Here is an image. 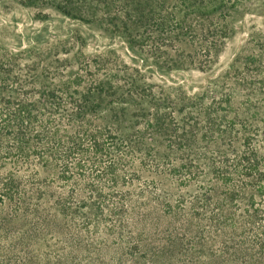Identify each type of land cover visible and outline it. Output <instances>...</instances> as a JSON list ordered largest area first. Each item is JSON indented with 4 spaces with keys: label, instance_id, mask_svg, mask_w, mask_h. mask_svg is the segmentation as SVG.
<instances>
[{
    "label": "rangeland",
    "instance_id": "1",
    "mask_svg": "<svg viewBox=\"0 0 264 264\" xmlns=\"http://www.w3.org/2000/svg\"><path fill=\"white\" fill-rule=\"evenodd\" d=\"M86 3L0 0V87L7 84L3 95L13 98L0 104V121L12 119L20 78H34L28 91L65 82L77 97L92 96V110L104 116L95 118L99 125L139 140L118 169V179L132 184L118 188L132 191L127 210H149L154 220L159 202L169 210L181 198L213 194V183L224 189L247 180L244 167L227 168L225 159L249 147L264 154V0H90L103 9ZM216 167L233 180L217 179ZM10 168L6 163L0 174ZM193 210L213 215L200 203ZM261 228L253 227V240L264 238ZM32 248L35 260L45 259L44 241Z\"/></svg>",
    "mask_w": 264,
    "mask_h": 264
},
{
    "label": "trees",
    "instance_id": "2",
    "mask_svg": "<svg viewBox=\"0 0 264 264\" xmlns=\"http://www.w3.org/2000/svg\"><path fill=\"white\" fill-rule=\"evenodd\" d=\"M208 36L207 45H216ZM33 80H17L12 119L0 121V169L11 167L0 174V264H264V238L256 234L253 240L251 232L264 227L263 153L249 147L244 155L226 158L227 168H245L247 180L224 189L213 183L207 186L213 194L181 198L169 210L159 202L154 220L149 210H127L124 201L132 191L118 188L120 182L132 184L118 179V169L139 140L99 125L95 118L104 116L92 110V96L77 97L65 82L54 90H25ZM5 85L0 104L13 99L3 95ZM219 169L217 179L233 180ZM234 198L246 199V205ZM194 203L213 215L194 211ZM51 237L55 241L46 242ZM39 241L46 246L40 261L32 248Z\"/></svg>",
    "mask_w": 264,
    "mask_h": 264
}]
</instances>
